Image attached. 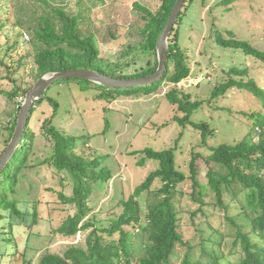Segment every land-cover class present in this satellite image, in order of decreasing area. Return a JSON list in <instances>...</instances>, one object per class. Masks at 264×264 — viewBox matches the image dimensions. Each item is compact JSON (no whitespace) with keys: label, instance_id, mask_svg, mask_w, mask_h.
Returning <instances> with one entry per match:
<instances>
[{"label":"trees","instance_id":"16d2710c","mask_svg":"<svg viewBox=\"0 0 264 264\" xmlns=\"http://www.w3.org/2000/svg\"><path fill=\"white\" fill-rule=\"evenodd\" d=\"M191 1L185 0L169 34L166 70L161 80L135 88L98 86L115 92L103 93L104 96H130L149 95L164 82L171 83L165 97L174 106L173 121L200 130L204 143L214 134V129L205 122L190 119L203 102L191 100L179 87L191 74L186 50L179 44L178 28ZM9 2L0 0V36L7 25L5 14H8L14 18L12 26L20 27L13 40L15 47L22 46L23 34L27 32L33 52L23 50L17 68L6 64L7 76L18 73L23 59L31 56L35 65L34 84L46 73L78 68L94 69L117 78L153 73L158 65L156 43L176 0H161L155 12L134 2L135 7L144 12L145 23L139 29L141 39L135 45H126L116 61H106L100 56L95 35L84 30L81 16L50 6L48 0ZM37 2L46 7L36 10ZM229 34L228 37L219 35L214 40L222 47L234 48L264 63V50L235 38L232 32ZM6 38L9 39V34ZM142 57L146 59L144 65L127 72L125 67ZM240 66L221 69V79L214 83L211 98H223L232 88L246 90L255 96L260 108H251L243 114L248 120L247 133L235 143L211 146L206 155L193 152L187 173L177 164L173 148L144 149L139 163L154 159L158 166L127 198L119 200L122 212L109 226L97 224L88 217L92 182L105 173L104 158L93 156L86 160L85 152L77 149L76 139L68 137L54 124L57 102L48 100L52 107V113L48 114L40 107L41 95L30 109L19 145L0 170V244L12 241L16 227L26 233L36 224L39 202L31 201L29 208L30 201L20 200L15 194L22 172L31 166L29 157L37 137L32 121L42 115L40 134L53 145V153L42 164L62 174L58 198L61 203L75 208L74 214L68 215L57 231L65 237L76 236L78 241L62 254L45 253L37 264H264V87L249 75L248 65ZM13 81L16 85L11 90L0 89V93L16 106V116L1 126L0 157L13 136L21 102L33 86L22 87L17 80ZM240 120L243 122L242 117ZM98 167H101L100 173L96 172ZM65 180L71 182L70 195L64 193ZM156 180L158 185H155ZM188 180L190 191L182 189V184ZM19 203L23 204L22 209ZM22 261L26 264L24 257Z\"/></svg>","mask_w":264,"mask_h":264},{"label":"rangeland","instance_id":"374dc122","mask_svg":"<svg viewBox=\"0 0 264 264\" xmlns=\"http://www.w3.org/2000/svg\"><path fill=\"white\" fill-rule=\"evenodd\" d=\"M220 1L188 2L178 25L179 44L185 48L191 68V74L180 82L179 87L190 95L191 100L203 102L190 119L205 122L214 129V134L206 142H202L200 130L190 124L181 126L173 121L174 106L165 97V92L172 84L167 81L149 95L104 96L103 93L115 92L107 91L99 84L86 82L85 79L70 78L55 81L42 94L40 107L49 114L52 113V107L48 100L57 102L53 122L68 137L76 139L77 149L85 152L86 160L93 156L104 158L102 166H105V173L92 182L89 220L109 226L122 212L119 200L127 198L145 176L158 166L154 159L139 163L144 149L173 148L177 164L187 173L193 152L206 155L211 146L222 142L235 143L247 133L248 120L243 114L251 108L259 109L258 99L246 90L237 88H232L223 98L212 99L211 90L214 83L220 81L222 68L227 70L231 66L241 67V64L248 65L249 75L264 87V63L234 48L222 47L214 39L219 35L228 37L229 32H232L235 38L264 50V0ZM5 2L10 4L9 0ZM48 2L50 6L81 16L80 24L85 31L93 32L100 56L106 61H116L126 45H135L141 39L139 29L145 23L142 18L144 12L136 8L134 2L151 12H155L161 4V0ZM45 7L40 2L35 4L38 11ZM5 16L7 25L0 36V60L3 62H0V89L9 91L16 85L13 80H17L22 87L32 85L35 65L31 56H27L18 73L7 76V65L17 68L23 50H33L25 38L20 48L15 47L13 40L20 27L12 26V16ZM6 34H9V39ZM26 34L29 38V33ZM145 62V57H142L125 69L132 72ZM15 116L14 102L0 93V130L2 124L12 121ZM42 118L41 115L32 121L37 137L29 157L31 166L22 172L15 194L20 200H29V208L33 201L39 202L36 224L29 227L26 233L18 231L16 227L12 241L0 244V264H23V257L26 264H37L45 253L62 254L69 245L77 244L78 241L76 236L65 237L57 231L66 217L74 214L75 208L61 203L58 198V191L62 189V174L42 164L53 153V145L39 131ZM100 171L101 167H98L96 172ZM64 183V193L70 195L71 182L65 180ZM158 184L156 180L155 185ZM182 185V189L191 190L189 180ZM19 206L22 209L23 204L19 203ZM31 220L32 217L28 222Z\"/></svg>","mask_w":264,"mask_h":264},{"label":"water","instance_id":"95a60500","mask_svg":"<svg viewBox=\"0 0 264 264\" xmlns=\"http://www.w3.org/2000/svg\"><path fill=\"white\" fill-rule=\"evenodd\" d=\"M185 0H176L172 11L166 21V24L156 43V57L157 68L148 75L136 77V78H117L106 74H103L97 70L90 68H78L68 69L56 72H49L41 76L33 86L26 92L23 98L18 116L16 119L15 129L13 136L9 141L6 151L0 157V170L10 160L17 146L20 143L22 135L24 133L25 124L27 121L30 109L34 105V102L45 92V90L52 85L55 81L61 79L78 78L85 79L90 82L112 88H135L144 85L153 84L161 80L166 70V61L168 56V37L171 30L178 19Z\"/></svg>","mask_w":264,"mask_h":264},{"label":"built area","instance_id":"2783aa9c","mask_svg":"<svg viewBox=\"0 0 264 264\" xmlns=\"http://www.w3.org/2000/svg\"><path fill=\"white\" fill-rule=\"evenodd\" d=\"M23 37L28 40V36L26 33L23 34Z\"/></svg>","mask_w":264,"mask_h":264}]
</instances>
